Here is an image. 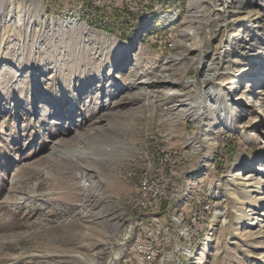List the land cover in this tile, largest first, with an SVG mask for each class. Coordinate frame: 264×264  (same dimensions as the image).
I'll list each match as a JSON object with an SVG mask.
<instances>
[{"label":"rangeland","instance_id":"1","mask_svg":"<svg viewBox=\"0 0 264 264\" xmlns=\"http://www.w3.org/2000/svg\"><path fill=\"white\" fill-rule=\"evenodd\" d=\"M195 2L0 0V264H264V0Z\"/></svg>","mask_w":264,"mask_h":264},{"label":"bare ground","instance_id":"2","mask_svg":"<svg viewBox=\"0 0 264 264\" xmlns=\"http://www.w3.org/2000/svg\"><path fill=\"white\" fill-rule=\"evenodd\" d=\"M235 1V0H234ZM199 3V0H196V2L194 4H198ZM193 7V6H192ZM194 9H196V11L194 12L195 15H197V12L199 13L200 11L198 10L197 11V8L195 7ZM198 16V15H197ZM196 16V17H197ZM260 15L258 13H252V14H249L247 17H241V18H237L233 21V24H231V27L232 28H235V27H239V26H243L247 21L249 20H254V21H257L259 19ZM72 31H78L79 30V26H75L74 28L71 29ZM9 38V37H8ZM10 39V38H9ZM235 39V36L234 35H231V36H227V39L225 40V43L224 45L227 46L226 49L229 51V44L230 42ZM117 41H112L109 42V44L107 43L106 46L110 47V48H113L117 45ZM77 45H80L78 43H74V42H71L70 43V46L72 47H76ZM224 46V47H225ZM7 51V50H6ZM129 54H131V52H129ZM103 60H105V58L102 56ZM80 58L78 57H73V59H70L73 60V61H76V60H79ZM264 59V58H263ZM262 59V63L264 62V60ZM177 59H173V61H176ZM87 62V61H86ZM255 62V61H254ZM256 63H259V61ZM91 66H94L93 63H89ZM140 66V63L138 62V60L134 61V63H132V71L130 72V74H127V75H123V74H118V75H114V71H111L108 73V78L107 79H104V82H101V85H99L97 87V89H93V87L95 86L94 83H83V84H77V80H75V78L73 76H69V78H67L68 80L65 81V85L63 87H66L68 88L69 91H71V93H73L74 91H77L78 93H75V97L76 98H79L83 96V93L85 92H91L92 90H101L102 89V92L105 91V88H109V86L111 85L112 81L109 82L111 79H116V80H121V79H125L127 77H131L130 80H129V84H128V88L129 89H138L140 91V95H144V93L147 92V89L154 83V82H157V81H161V80H151V79H144L140 82H137L138 78H139V75H138V72H136V69L138 70V67ZM66 68L70 67V65L65 66ZM65 68V69H66ZM215 67L214 66H211L209 68L206 69V71H204V76L206 78H213L216 74H217V71L215 72L214 71ZM70 71V70H68ZM104 70H98V72H96L98 74V76L103 73ZM237 72H240V70H236ZM245 71V70H242V72ZM206 72V73H205ZM70 73V72H69ZM7 76H11V73H8ZM162 78V76H160ZM238 77V76H237ZM85 79V78H83ZM82 79V80H83ZM85 80H83L84 82ZM124 86H127V85H124ZM118 91V90H117ZM139 96V95H138ZM207 96V95H206ZM208 97H210L212 99V95H208ZM134 97H130L129 99L132 100ZM204 98V97H202ZM201 99V98H200ZM198 99V100H195V101H188V100H182L180 102V104H178V106H176L177 108L176 109H180V108H186L188 114L187 115H197L201 112V109L203 107V102ZM68 100H72V97H69ZM37 101V100H36ZM95 113H97V110H94L91 114H92V117L95 115ZM105 116V115H104ZM104 116H101L99 117V119L97 120V124L98 123H101L103 122V117ZM91 119V118H90ZM54 153L57 154V155H63V156H68V153L67 151H63V150H59V149H55L54 150ZM71 156V155H70ZM83 158L86 157L85 155L82 156ZM59 158V157H58ZM256 171H260L261 173V170L260 169H257ZM255 179V175H251L250 173H248V177L245 179L246 181H248L246 184L247 187H252L253 184H250L252 183V181ZM252 211V210H251ZM251 215H260V216H264V214H257L255 212H252ZM250 216V215H249Z\"/></svg>","mask_w":264,"mask_h":264},{"label":"trees","instance_id":"3","mask_svg":"<svg viewBox=\"0 0 264 264\" xmlns=\"http://www.w3.org/2000/svg\"><path fill=\"white\" fill-rule=\"evenodd\" d=\"M99 29H102V28H99Z\"/></svg>","mask_w":264,"mask_h":264}]
</instances>
